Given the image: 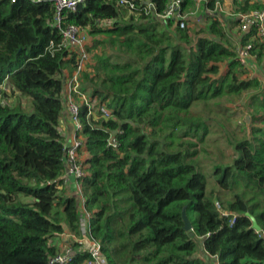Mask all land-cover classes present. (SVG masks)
Returning a JSON list of instances; mask_svg holds the SVG:
<instances>
[{"label":"trees","instance_id":"trees-1","mask_svg":"<svg viewBox=\"0 0 264 264\" xmlns=\"http://www.w3.org/2000/svg\"><path fill=\"white\" fill-rule=\"evenodd\" d=\"M181 1L208 10L210 21L179 28L156 16L169 0H151L149 13L142 0L132 11L84 0L64 8L57 27L52 0H0V264H49L59 251L51 239L64 226L80 238L81 219L107 264H264V84L235 52L251 43L260 60L264 44L254 29L237 46L227 38L222 0ZM232 5L236 26L239 15L264 8L259 0ZM70 24L91 37L79 89L110 110L105 119L79 107L80 209L61 186L59 120L75 54L56 45ZM242 95L248 126L235 124L240 113L230 108ZM69 246L67 264H92L82 243Z\"/></svg>","mask_w":264,"mask_h":264},{"label":"built area","instance_id":"built-area-1","mask_svg":"<svg viewBox=\"0 0 264 264\" xmlns=\"http://www.w3.org/2000/svg\"><path fill=\"white\" fill-rule=\"evenodd\" d=\"M38 1V0H36ZM55 5L54 25L60 27L61 11L66 8L69 10H75L77 4L84 0H52ZM144 6L142 7L144 13H149L153 10L154 6L150 0H142ZM117 4L126 7L129 10L137 8L135 0H117ZM195 9H182L181 0H169L165 10L162 13H157L161 19L170 18L174 25L179 28H185L189 25V22L195 19ZM238 30L242 34H246L251 30H255L254 38H257L264 44V8L252 9L247 14L239 15L238 18ZM109 24V22H108ZM61 40L56 45V49H66L69 52L75 54V67L69 76L68 81L64 82V107H66L67 116L71 120L74 126V136L66 143L64 149V161L66 174L73 175L76 180L78 177L84 175V168L82 164L77 161V150L82 146V138L75 136L76 131L82 126L79 118V107L85 105L87 108V116L91 117L96 112H100L103 118L110 117V110L101 105L96 107L94 102L90 100L89 96L79 89V75L80 72L86 69L87 62L89 61V53L86 50V42L89 35L87 31L82 27L70 24L61 30ZM53 44L50 43L49 50L52 49ZM55 48V47H54ZM251 43L244 45H238L236 47V56L239 61L245 66L247 58L250 54ZM109 144L116 146L115 140L112 138L109 140ZM79 187V184H77ZM81 237L75 238L76 241L82 243L91 256L89 263L92 264H107L104 255L100 251V246L97 241L90 240L87 237V226L84 219H81ZM73 255V250L69 245L64 246L54 255L49 257V264H67Z\"/></svg>","mask_w":264,"mask_h":264},{"label":"crops","instance_id":"crops-1","mask_svg":"<svg viewBox=\"0 0 264 264\" xmlns=\"http://www.w3.org/2000/svg\"><path fill=\"white\" fill-rule=\"evenodd\" d=\"M237 1H241V0H237ZM253 1H255V0H250V2H253ZM259 1L264 3V0H259ZM196 9L198 10L200 8H195V10ZM203 14H205L207 16L209 14V11L206 10V11H204ZM217 17H218V20L221 22V25L229 32V35L227 38H229L230 41L233 42V44L235 43L237 46L239 44L240 36L242 34L238 30V26L234 25V21L237 18V15H236V12L233 8L232 0H228L227 5L220 4V6L218 8ZM197 22H199L201 25H205L207 23V21H205V19L203 18L202 13L200 16L196 14L195 19L193 21L189 22V26H191V25H193V23H197ZM90 41H91V37H88L86 43H89ZM255 60L259 64L262 65V68L260 67L261 73H259V71L253 72V73L251 72L253 67H255ZM225 69H226V64L224 63V64H222L221 72H224ZM246 70L248 72L247 75L249 77H257L258 79L262 80L263 75H264V56L261 57L260 60H257V57L255 55H251V58H249V64H248V67ZM63 73H64L65 77L70 74L68 69H64ZM244 76H246V75H244ZM64 81L67 82L68 80H64ZM59 128L61 131V135L63 136L65 141L69 142L72 139V137L74 136V126H73L71 120L69 119V117L67 116L66 107H64L62 116L59 120ZM84 156H85V153H81V157L84 158ZM65 177L67 180H65ZM63 179H64L63 184L61 186L63 188L64 194L69 195V196H75L77 199L78 208L80 209L81 208V199L76 192V179H75V177L68 173V174L64 175ZM72 239L75 240V236L72 235L69 232V230H67L66 226H64V231L61 232L60 234H57L54 238H52L51 243L53 245H55L58 250H60L64 246L69 245V242H71ZM199 254L203 255L202 249H200ZM206 260L207 259H205V261ZM209 260H210V264H218L215 257H210Z\"/></svg>","mask_w":264,"mask_h":264},{"label":"rangeland","instance_id":"rangeland-1","mask_svg":"<svg viewBox=\"0 0 264 264\" xmlns=\"http://www.w3.org/2000/svg\"><path fill=\"white\" fill-rule=\"evenodd\" d=\"M221 4L222 5H227L228 4V0H223L222 2H221ZM196 14L197 15H201V12H200V9H196ZM203 15V18L205 19V21H210V19H209V16H211V13L209 12V14L206 16L205 14H202ZM249 58H251V56L249 57ZM249 58H247V62L245 63V68L247 69V67H248V64H249ZM260 65V66H259ZM262 68V65L261 64H259L256 60H255V67H253V69L251 70V72L253 73V72H257V71H259V73H261V68ZM262 83L264 84V75H263V78H262ZM10 90V89H9ZM9 90H7V91H9ZM243 97H244V95H242L240 98H237L236 100H235V102L232 104V105H230V108H233V109H235L236 108V110H239V113H240V115H238V116H235L234 117V123L235 124H239V125H241V123H239V122H243V120L245 119V116L246 115H249V113H248V111H244L241 107H240V103L241 102H243L242 101V99H243ZM21 103L23 104V105H26V98L25 99H23L22 98V101H21ZM242 111H244V118L243 117H241V112ZM246 112V113H245ZM249 120H250V115H249ZM250 123V122H249ZM231 130V129H230ZM223 141V143L225 142V138H220V140L219 141H217V145H221V142ZM225 144V143H224ZM208 148L212 151V152H215L216 151V149L214 148V146H213V142H210L209 144H208ZM207 262H209V264H210V260L207 258Z\"/></svg>","mask_w":264,"mask_h":264},{"label":"water","instance_id":"water-1","mask_svg":"<svg viewBox=\"0 0 264 264\" xmlns=\"http://www.w3.org/2000/svg\"><path fill=\"white\" fill-rule=\"evenodd\" d=\"M244 120H245L246 125L248 126L249 125V122H250L249 115H246ZM182 219H183V222H184L183 228L185 230H190L191 229V224H190V221H189V219L187 218V216L185 214V210L184 209L182 210ZM251 219H252V225H253V227L255 229L259 230L260 227L257 224L256 220L253 217H251Z\"/></svg>","mask_w":264,"mask_h":264},{"label":"clouds","instance_id":"clouds-1","mask_svg":"<svg viewBox=\"0 0 264 264\" xmlns=\"http://www.w3.org/2000/svg\"><path fill=\"white\" fill-rule=\"evenodd\" d=\"M150 2H151V0H150ZM76 238V237H75Z\"/></svg>","mask_w":264,"mask_h":264}]
</instances>
